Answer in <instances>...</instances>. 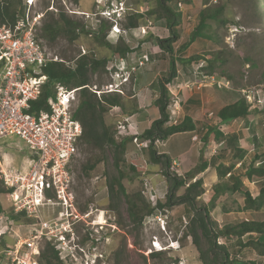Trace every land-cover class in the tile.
Wrapping results in <instances>:
<instances>
[{
  "label": "rangeland",
  "instance_id": "1",
  "mask_svg": "<svg viewBox=\"0 0 264 264\" xmlns=\"http://www.w3.org/2000/svg\"><path fill=\"white\" fill-rule=\"evenodd\" d=\"M225 1H228L227 4L230 12L227 13V17L231 20V23L227 28L214 26L221 44L214 43L212 45L214 47L212 52L213 55L219 52L223 53L222 58L226 59V64L217 67L215 78L219 81H229L231 90L218 89L216 85L199 89V81L201 80L194 76L195 68H193V73L180 78L190 84L189 89H187L189 93L196 94L198 92V95L202 93L207 99L206 101H209L205 106L204 114L206 121L204 124L210 126H215L217 122L219 124L217 113L223 106L236 102L244 96L250 95L252 99L257 97V103L254 106L257 105L261 113L251 118L247 125L248 127L245 125L248 122L242 119L233 122L229 128L228 126L222 127L224 132L230 133L236 131L241 134V145L244 148L250 147L252 149L250 160H247L248 163H251L255 154L264 152V0H253L254 5L255 3L257 5V11L261 18L256 16L253 9L251 10V4V6L247 5V0ZM5 2L6 0H0V4ZM111 2L112 0H35L31 13H41L44 16L42 26L37 31L40 42L49 52L57 55L69 67L74 66L75 60L83 51L86 52V55L98 60L110 58L112 51L97 40L101 24L106 23L110 26L103 33L106 36L107 42L116 45L119 43L120 38H122V45L126 44L134 47L135 51H138L137 54L140 55L142 53L141 45L146 43L147 39V37H140V34H142L140 28L141 26L148 25L149 21L156 18V15H151V12L157 8L158 0H125L129 8L128 16L136 13L141 14L143 19L140 21L138 29L130 30L127 35L122 32L120 36H112L110 34L112 23L105 20L100 14L107 9L106 7ZM180 2L183 5L182 12L185 14V19L190 21L186 30L192 31L194 30L193 27L197 25L198 17L193 18V21L192 19L188 20V17L196 16V5L193 1L186 3L185 0H180ZM16 4H19V7L24 12L29 10L27 0H16ZM61 11L69 18L84 24L88 34H81L80 39L74 44H70L64 37H59L54 43L43 39V26L51 20V17L57 19L58 13ZM128 16L119 26L123 31L124 29L128 30L126 28L129 20ZM179 44L176 43L174 45L175 49L176 47L178 48ZM128 58L131 64V57ZM159 63V72L161 71L162 78H165L168 74L169 65L167 62L164 64V60L163 62L160 60ZM137 65L138 63L135 64L136 67ZM152 68V63H147L145 67L139 68L138 72L134 74L135 76L133 75L129 86L126 87L125 96H122L124 108L118 107L117 110L109 108L104 116L106 124L115 133L117 142L130 134L129 129L127 132L119 134L117 127L119 122H124L126 114L134 110L136 100L131 99V95L134 93V81L137 87L142 84L146 85L150 82H155V86L152 88L157 87L158 89L159 79H154ZM134 77H136L135 80ZM180 78L171 84L172 87L173 85L176 87L181 82ZM108 81L109 75L99 72L93 76L90 85H97L101 88ZM171 95L172 99H175H173L174 102L172 100V107H174L178 99L173 96V93ZM96 98L100 100L97 95ZM151 110V116L155 111L157 112L155 108ZM199 131L203 132L201 127H199ZM170 145L173 146V149L179 146L176 139ZM200 146L203 145L200 143ZM165 149L167 148H160V150ZM29 152L27 144L18 137L6 138L0 142V159H6L7 163L16 169L22 170L28 167ZM225 152L227 155L228 150ZM226 155L223 156L226 157ZM229 162H232V160ZM92 163H97V167L94 170H85L84 167ZM259 164V162L256 163L257 166ZM239 170L243 172L241 168ZM122 171L125 176L123 184L129 194L141 192L147 204L151 207L155 206L157 200L165 201L167 183L165 177L162 175V167L152 165L148 151L138 146L134 141L128 145ZM107 175H117V170L114 167V151L112 148H107L104 152H101L86 144H80L79 156L74 165V181L71 185V191L78 208L81 211L87 208V211H82V213L91 214L90 218L86 220L93 223L94 226L87 227L84 223L78 227V253L74 261L67 264H87L93 257L96 258L97 256L102 257L98 260V264H202L199 261L197 249L192 244V239L184 237L186 226L189 223L185 207L160 211L154 216L147 217L141 226H135L131 223L128 204L124 199L121 200L118 211H114L109 207ZM245 183L247 184L245 188L250 190L253 196H256L261 185L259 183H248V180H245ZM182 193L183 190L179 194ZM229 196L232 197L227 200L228 206L235 208L236 204L243 205L242 194L238 193ZM205 200H207V197H203L201 202L205 203ZM0 206L4 210V213L10 215L12 211L11 204L6 195L0 196ZM220 213L221 211H219ZM156 216L163 217L164 223H159ZM212 216L217 219V215L214 212ZM242 217L264 220V215L261 213H248L245 217ZM96 220L97 225L105 226L103 227L104 229H101V227L94 228ZM230 221H234V219ZM25 223L26 221L24 220L17 223L13 227V231L3 238L0 244V264H3L5 260V257H3L5 248L14 242L17 234L26 237L25 229L21 226L25 225ZM97 230L99 233H97ZM89 232L91 233L89 234ZM88 237L92 239L87 240ZM156 237L160 246L164 249V251H160L163 252L161 260L164 262L151 259V254L157 252L152 247V241L157 240ZM223 241L221 239L220 242ZM244 241H247V237ZM151 249L152 251L150 252ZM231 256L238 260L258 259L251 249L241 248L240 246L231 251Z\"/></svg>",
  "mask_w": 264,
  "mask_h": 264
},
{
  "label": "trees",
  "instance_id": "2",
  "mask_svg": "<svg viewBox=\"0 0 264 264\" xmlns=\"http://www.w3.org/2000/svg\"><path fill=\"white\" fill-rule=\"evenodd\" d=\"M185 1L191 3L194 0ZM198 1L201 2L202 8L198 13L197 25L189 41L180 48L187 49L198 39H207L219 45L221 40L214 30V26L227 28L231 23V20L227 17V13L230 12L228 1ZM179 3H181L180 0H158L157 8L151 12V15H156V19L165 20L166 22L169 37L166 39L153 37V40L163 52L169 55L170 63L167 76L158 81V96L154 101L159 110L160 118L155 120L142 135L128 134L129 136L117 142L115 133L106 124L104 116L109 108H124L122 96L117 94L104 95L98 100L96 94L92 93L87 87L90 86L93 76L97 73L108 74L107 67L114 59H127L128 55L132 53L130 46L121 44L122 38L116 45L106 41V36L103 33L110 28L106 23L101 24L99 29L101 36L98 34L97 40L112 51V56L102 60L88 55L79 56L73 67L66 66L63 62L48 63L42 68L43 74L48 77V83L44 86L40 97L31 102L30 113L39 114L43 110L49 111L48 100L53 96L56 85H62L68 89L83 88L80 92L79 106L75 113V117L83 125L81 144H86L101 152H104L107 148H112L114 151V167L117 170V175H107L109 207L112 210L118 211L119 204L124 199L128 204L131 223L135 226H141L147 217L154 216L160 211L185 207L189 223L186 226L184 237L192 239V244L197 249L199 261L202 264H264V220L242 218L235 223L220 227L212 216L217 200L226 195L238 193L243 195L244 206L238 207L237 212L261 213L264 215V152L255 154L252 162L248 164L246 159L248 150L240 148L237 134L224 135L219 130L218 124L207 126L203 138L204 142L208 144L213 135L217 141H225L227 147L233 150L232 159L234 162L229 166L222 164L218 167L219 182L213 187L214 195L209 203H204L201 202V198L206 192L204 181L197 178L208 168V162L203 158V155L199 164L193 170L181 175L178 171L172 170L174 165L172 159L167 154H160L156 147L157 141L165 142L173 135L196 130L193 120L189 117H185L179 124H172V116L169 111L173 99L167 87L173 84L178 77V62L175 59L174 45L182 37L183 13L178 7ZM250 4L252 5L251 10L253 9L256 16L261 18L256 3L254 5L253 0H247V5ZM22 15H24V11L19 7V4H16V0H6L5 3L0 4V25L14 26ZM128 19L126 28L130 31L140 27L143 16L135 13L129 15ZM42 32V38L50 43H54L59 37H64L70 44L77 42L81 34H88L84 24L69 18L62 11L58 13L57 19L51 17V20L43 26ZM222 54V52H219L213 55L212 52L207 54V56H210L208 59L204 55H194L187 60L180 61L188 64L206 62L207 65L196 74L197 78L202 80L205 77L215 75L217 67L226 64V59L222 58ZM255 100H257V97H255ZM258 113H261V110L258 108L252 109L251 104L244 96L220 109L217 118L223 125H229L240 119L247 121L249 124L251 118ZM136 138L140 142L148 143L145 149L148 151L150 163L162 167V175L167 183L165 201L157 200L154 207L147 204L141 192L129 194L123 184L125 178L122 171L124 156L128 145L133 143ZM257 162L260 163L258 166L256 165ZM238 163H240L243 172L235 170ZM96 165L97 163L87 164L84 168L85 170H94L97 167ZM245 180L261 185L256 197H253L250 190L245 188ZM182 190L183 193L179 194ZM8 194L9 191L0 182V196H8ZM0 210L4 211L1 206ZM82 211L86 212L87 208ZM9 216L16 223L23 220L22 215H15L13 210ZM246 237L247 241H244ZM221 239L224 241L220 242ZM87 240H90V237ZM238 246L251 249L258 259L238 260L232 258L231 251ZM77 253L78 251L76 255ZM162 253H152L151 259L164 262L161 260ZM74 258L72 254H68L63 259L56 245L53 242H46L41 251L40 264H67L73 262Z\"/></svg>",
  "mask_w": 264,
  "mask_h": 264
},
{
  "label": "built area",
  "instance_id": "3",
  "mask_svg": "<svg viewBox=\"0 0 264 264\" xmlns=\"http://www.w3.org/2000/svg\"><path fill=\"white\" fill-rule=\"evenodd\" d=\"M118 2L117 7L112 0L100 14L112 23L110 34L114 32L116 36L123 32L127 35L129 30L123 31L119 26L127 17L129 8L125 0ZM27 5L29 10L24 12L14 26L0 25V142L18 137L27 144L30 151L28 167L22 170L8 164L6 159H0V182L9 191L7 197L11 209L26 221L25 225H21L26 237L17 234L14 242L5 248L3 264H40L41 251L46 242H53L63 259L68 254L75 257L78 227L84 223L87 227L93 225L86 220L91 214L82 213L71 191L74 165L83 136V125L75 117L83 88L68 89L56 85L53 96L48 100L49 111L30 113L31 102L40 97L48 83L42 68L48 63L62 60L49 52L37 36L44 16L31 13L35 0H27ZM178 7L182 11L181 3ZM142 32L145 31L142 29ZM83 55H86L85 51L79 56ZM148 61L149 57L145 55L136 67L129 65L123 58L114 59L107 67L109 81L101 88L97 85L87 87L100 99L104 95L125 96L126 87L131 83L133 75ZM203 67V63L199 65L195 74ZM211 85L231 90L229 81L216 80L215 75L199 81L198 88ZM245 97L252 109L258 108L254 106L257 103L255 97ZM112 109L117 110L118 107ZM130 126L125 120L118 123L117 129L123 134ZM197 139L194 137L193 141ZM134 142L141 148H146L148 144L137 138ZM156 144H160V141ZM172 170L178 171L175 164ZM156 219L164 223L163 217L156 216ZM96 223L97 220L94 228L104 229V225ZM16 224L8 214L0 210V244ZM157 242L158 239L152 241V244L155 246Z\"/></svg>",
  "mask_w": 264,
  "mask_h": 264
},
{
  "label": "crops",
  "instance_id": "4",
  "mask_svg": "<svg viewBox=\"0 0 264 264\" xmlns=\"http://www.w3.org/2000/svg\"><path fill=\"white\" fill-rule=\"evenodd\" d=\"M197 1L198 0L193 1V3H195L196 5V10H197L196 16L188 17V20L192 19L193 21V18L198 17V13L200 9L202 8V6H201V2L200 1L197 2ZM186 21L187 20L185 19V14L183 13V17H182V32L183 33H182L181 39L177 42L180 44L178 48L176 47L175 49V59L178 62L177 63V66H178L177 79H179L182 76H186L188 74L193 73L194 71L193 68L196 69L202 63L204 64V66L207 65V63L204 61H201L199 63L194 62L192 64H188V63H182L180 60H187L188 58L194 55H204L205 58L208 59L210 58V56H207V53H211L214 50V47L212 46L214 45V42L207 40V39H198L194 43H192L187 49L180 48L182 45H184L185 43L189 41V38L193 32V30L192 31H190L189 29L186 30L188 23H190V21H187V22ZM194 28L195 26L193 27V29ZM142 29L145 32H142V34H140L141 35L140 37L141 38L147 37L145 41L146 43H143L141 45L142 53L138 55L137 54L138 51H135V48L130 46V48L132 49V53H130L128 57H131L130 61L132 63L130 64L128 57L125 60L127 61L129 65L135 66L136 63H139L140 61H142L143 56L147 55L149 57V61L146 62L142 67H145L147 63H152L153 65L152 73L154 75V79L156 78V80L158 79L160 80L162 79L163 75L161 74V71L159 72V67H160L159 62L160 60H162V62L164 60V64L167 62V64L169 65L170 57L167 53L163 52L156 45L155 41L153 40V37L161 38V39H166L169 37V32L166 29V22L165 20H158L154 18L153 20L148 22V25L141 26L140 30L142 31ZM111 35L115 36L114 32ZM194 76H196L197 78L196 74ZM135 79L136 77H134V80ZM183 81L184 79H181V82L176 87L174 85L172 87L171 84L168 85L170 87L168 89H170L171 93H173V96L178 99L176 101V106L171 107L169 110L172 116V124H179L184 120L185 117H189L193 120L196 126V130L192 132H185V133H179V134L173 135L167 141L160 142V145L157 146V149L160 154H167L172 159L173 163L175 164V169H177L181 175H184L190 172L191 170H193L199 164L200 158L203 155V158L208 162V168L202 174H200L197 178L198 179L200 178L204 181L206 192L202 196V198L207 197V200H205V203H209L214 195L213 187L219 182L217 169L222 164L225 166H229L231 163L234 162V160L232 159L233 150L227 147L225 141H217L214 138V135L210 138V141L208 144L204 142L203 138L205 137L207 126H210V125L204 124L206 121L205 114H204L205 106L209 101H206L207 99L202 93H199V95H198V92H196V94L189 93V90L187 89H189L188 86L190 84H188V82H185V81L183 82ZM153 86H155V82L154 83L150 82L146 85L142 84V85H139V87H137L134 81V93H132L131 99L136 100L135 107H134V110L126 114L125 119H124V121L126 120L128 124L131 125V127L129 128L130 135H142L145 130L151 127V124L155 120L160 118L159 110L154 104V101L158 96V89L157 87L152 88ZM152 108L157 109V112L155 111L153 113L152 115L153 117L150 115V113L152 112L151 110ZM231 124L223 125L222 123L219 122L218 124L219 130L223 132L224 135H230V134L238 135L239 141H240V148L248 150V154L246 155V159L248 160L252 153V149L250 147L244 148L241 145V141H242L241 134L237 133L236 131L227 133V132H224V130H222L223 126L225 127L228 126L229 128L231 127ZM245 125L247 126L248 123ZM199 127L202 128L203 132L199 131ZM194 137H197L198 139L193 141ZM175 139L177 140V144L179 146L178 148L173 149V146H171L170 143ZM200 143L203 146H200ZM161 147H165L167 149L160 150ZM227 150H228V154L226 155L225 151ZM223 155H226V157H224ZM230 160H232V162H229ZM239 168H240V163L236 165L235 170H239ZM248 183L250 182L248 181ZM245 185L247 184L245 183ZM256 196H253V197H256ZM231 197L232 196H229V195H226L225 197H221L219 200H217L216 207L212 211V215H213V212L217 215V219H215L214 217L213 218L218 222L220 227H223L226 224L235 223L238 219H242L243 218L242 216L245 217L246 214L251 213V212H237L238 207L244 206V199H243L242 206L237 205L235 202H233L234 204H236L235 208L228 206L227 200ZM225 209H227L228 211ZM219 211H221L220 214H219ZM231 216H234V217H231ZM231 219H234V221H230Z\"/></svg>",
  "mask_w": 264,
  "mask_h": 264
},
{
  "label": "clouds",
  "instance_id": "5",
  "mask_svg": "<svg viewBox=\"0 0 264 264\" xmlns=\"http://www.w3.org/2000/svg\"><path fill=\"white\" fill-rule=\"evenodd\" d=\"M114 2L116 3V6L118 7V0H114ZM127 16H128V12H127ZM122 35V34H121ZM120 36V35H119ZM124 72V70H122L121 71V73H123ZM78 250L76 249V252H77ZM156 251L157 252H160L159 250H157L156 249ZM161 251H164V250H161ZM100 258H102L101 256H97L96 258L95 257H93V259L91 260V261H93V263H90V261L88 262L89 264H98V260L100 259Z\"/></svg>",
  "mask_w": 264,
  "mask_h": 264
},
{
  "label": "bare ground",
  "instance_id": "6",
  "mask_svg": "<svg viewBox=\"0 0 264 264\" xmlns=\"http://www.w3.org/2000/svg\"><path fill=\"white\" fill-rule=\"evenodd\" d=\"M250 160V159H249ZM253 165V164H252ZM175 246V245H174ZM173 246V247H174ZM152 247L154 248V249H157V250H159V251H161V250H164L161 246H160V244L159 243H156V245L154 246V245H152Z\"/></svg>",
  "mask_w": 264,
  "mask_h": 264
}]
</instances>
